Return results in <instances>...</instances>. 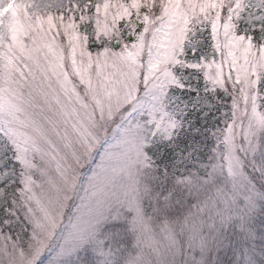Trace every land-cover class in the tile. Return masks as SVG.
<instances>
[{
	"label": "snow or ice",
	"instance_id": "1",
	"mask_svg": "<svg viewBox=\"0 0 264 264\" xmlns=\"http://www.w3.org/2000/svg\"><path fill=\"white\" fill-rule=\"evenodd\" d=\"M0 264H264V0H0Z\"/></svg>",
	"mask_w": 264,
	"mask_h": 264
}]
</instances>
